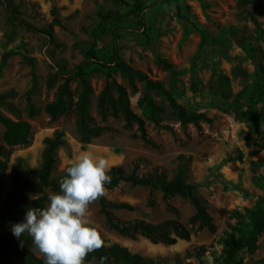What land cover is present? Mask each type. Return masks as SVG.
<instances>
[{"label":"rangeland","instance_id":"374dc122","mask_svg":"<svg viewBox=\"0 0 264 264\" xmlns=\"http://www.w3.org/2000/svg\"><path fill=\"white\" fill-rule=\"evenodd\" d=\"M172 1L181 11L167 0H142L141 17L114 20L105 14H124L127 10L116 0H13L20 19L41 30L53 21L56 8L61 25L54 27L52 38L12 26L0 3V95L8 94L7 101L20 110V119L31 125L29 143L8 148L11 156L3 178V200L13 189L18 159L23 162L25 176L38 179L45 140L57 131L64 133V145L56 153L55 179L61 178L64 169L82 153L102 157L108 170L121 166L127 174L136 165L140 175L161 167L172 178L185 163V178L198 186V195L217 225L215 233L191 224L195 209L188 200L178 196L165 200L158 191L154 193L156 205L150 207L149 189L129 183L104 192L109 201L134 207L132 211H115L120 220L157 224L174 219L191 230L190 240L166 245L154 244L141 235L122 236L106 224L94 201L84 219L98 230L102 245L127 247L153 264H218L216 258L222 256L225 240L231 234L239 236L238 229L251 230L248 211L264 195V0H259L255 12L252 5L238 7L235 0ZM201 30L206 32V43ZM115 46L122 60L163 83L178 104L189 112L204 113L213 123L184 128L173 118L169 102L153 93L157 105L165 110L163 125L169 127L156 128L139 102L144 84L139 83V92L133 93L119 71H113V79L128 89L132 110L145 119L148 134L158 148L134 137L137 127L125 128L122 119L110 118L105 125L114 131L86 145L78 133L75 114L51 121L45 107L53 101L62 75L88 62L91 49L112 63ZM157 56L172 63L174 71L163 70ZM86 72L93 88L90 114L101 124L97 97L107 78L91 63ZM71 88L79 94L78 79L71 80ZM28 95L38 110L33 118L26 111ZM1 111L18 120L6 107ZM5 133L0 123V145H6ZM179 156L189 161H180ZM10 231L3 230L1 235ZM257 246L254 252L240 251L244 264H264V232L258 234ZM201 247L204 249L199 250ZM8 258L10 264H23L15 251Z\"/></svg>","mask_w":264,"mask_h":264},{"label":"trees","instance_id":"16d2710c","mask_svg":"<svg viewBox=\"0 0 264 264\" xmlns=\"http://www.w3.org/2000/svg\"><path fill=\"white\" fill-rule=\"evenodd\" d=\"M127 8L124 14L108 12L105 18L114 20H123L134 15L141 17L142 0H116ZM238 7L252 5L253 11L257 10L259 0H235ZM7 11V19L14 27H20L33 33H41L52 38L54 27L60 26L59 13L56 8L53 9V21L45 30L35 27L28 21L20 19L18 16L19 8L13 0H0ZM168 4H173L179 11L180 6L177 2L167 0ZM143 20V19H142ZM254 23L256 19L252 17ZM203 42L206 43V32L201 30ZM96 47V43L94 45ZM88 62H84L76 66L73 70L63 74V82L59 85L55 92L52 102L46 105L45 112L51 121L67 116L71 113L76 116L77 130L82 143L90 144L93 139L102 136L106 132H113V128L105 125L110 118L122 119L127 129L137 127V133L134 137L140 139L146 146L158 148V144L152 140L148 134L146 121L144 118L135 113L131 108L129 91L125 85L113 79V71H119L128 80L129 86L133 93H138V84H144V93L140 99V105L147 111V119L152 122L156 128L169 129L163 125V117L161 116L165 110L159 107L152 94L157 93L169 102L172 108L173 118L178 120L182 127L187 128L190 124L199 128L201 122L208 124L213 123V119L204 113H192L185 107L178 104L172 93L168 91L164 84L150 79V77L133 68L130 64L122 60L119 55V48L115 46L112 63L101 59L95 49H91L87 53ZM156 62L163 70L173 72L174 65L157 56ZM94 64L99 67V71L106 78V84L97 97V112L101 119V124H97L94 117L90 114V101L93 94V88L90 83V74L86 72L88 64ZM78 79L81 90L75 95L71 88V80ZM8 94L0 95V123L6 128L4 140L6 145H0V264H10L9 255L15 251L23 260V264H42V259L37 257L31 250V238L22 235L20 240L24 241L23 246L20 240L16 239L11 231L1 235V231L8 230L14 223L23 220L25 212L28 208L44 207L47 204V197L50 193L59 192V179L53 177L57 158V150L64 145V133L57 131L53 137L45 140V148L42 154V164L39 170L38 179L30 180L25 176L23 170V162L17 160L13 173V189L7 193L3 200V190L5 187L4 176L9 166L11 151L9 147L17 145H26L29 143L31 135V125L27 121L20 119V110L10 101H7ZM6 107L18 120L15 121L9 116L2 113L1 108ZM30 118L37 116L38 110L35 108L30 95L27 96V109ZM180 161H189L184 156H179ZM179 171L175 176L169 178L166 171L161 167H155L150 172L139 174V166L136 165L130 174L121 166H113L107 171V175L111 177L110 183L104 185L105 190H114L121 183H129L134 187H144L149 189L150 196L148 205L154 207L156 200L155 192H161L165 200L174 197H181L188 200L194 207L195 213L190 218L192 225H197L199 230L206 229L211 233H215L217 225L214 218L210 214L207 205L198 195V186L188 182L185 178V163L181 164ZM65 174V173H64ZM49 190L50 192H47ZM104 190V192H105ZM3 200V202H2ZM100 209V213L104 216L106 224L120 235L135 238L141 235L154 244L174 245L179 240L189 241L191 238V230L185 225L174 219H168L161 223L153 224L141 219L132 221L120 220L115 211L117 210H134V207L128 203H114L109 201L105 193L94 201ZM248 217L251 230L238 229L239 236L231 234L224 242V250L222 256L216 261L218 264H244L239 253L243 249L254 252L257 249V236L264 232V195L258 200L255 206L248 211ZM203 250L204 247L199 248ZM200 252V251H198ZM201 254V253H199ZM103 257V260L101 258ZM84 264H153V261L142 257L139 254L132 253L127 247L114 244L111 246L102 245L99 249L88 253L84 258Z\"/></svg>","mask_w":264,"mask_h":264},{"label":"clouds","instance_id":"9594fccd","mask_svg":"<svg viewBox=\"0 0 264 264\" xmlns=\"http://www.w3.org/2000/svg\"><path fill=\"white\" fill-rule=\"evenodd\" d=\"M107 170L106 159L78 155L64 169L59 192L48 195L46 206L28 208L23 220L11 225L12 235L18 240L29 236L30 250L42 264H84L85 256L103 244L98 230L84 217L89 204L103 196L104 185L111 181Z\"/></svg>","mask_w":264,"mask_h":264}]
</instances>
